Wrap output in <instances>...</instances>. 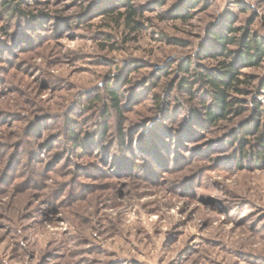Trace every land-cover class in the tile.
Returning <instances> with one entry per match:
<instances>
[{
	"label": "rangeland",
	"instance_id": "1",
	"mask_svg": "<svg viewBox=\"0 0 264 264\" xmlns=\"http://www.w3.org/2000/svg\"><path fill=\"white\" fill-rule=\"evenodd\" d=\"M126 2L0 0V264H264V0Z\"/></svg>",
	"mask_w": 264,
	"mask_h": 264
},
{
	"label": "trees",
	"instance_id": "2",
	"mask_svg": "<svg viewBox=\"0 0 264 264\" xmlns=\"http://www.w3.org/2000/svg\"><path fill=\"white\" fill-rule=\"evenodd\" d=\"M3 6H8V0H2ZM127 9H126V20L129 23V27L132 30H137L134 17L136 16L137 10L136 8L131 5L129 0L126 2ZM190 16V12H187L181 16L180 18L187 20ZM225 31L227 32H238L241 30L239 27H231L228 24L225 26ZM218 31V33H213L212 40L217 44L218 48L220 46L221 53L225 50L228 45L237 44L239 46V58L242 61H245L247 64H257L262 57H264V43L255 35H248L245 31L243 32L242 36L239 38H235L231 35H227L224 31ZM226 52L224 55L233 56L234 52L230 49L226 48ZM220 75L214 76L210 72H201L199 74L198 80L209 89L210 95L214 103H216L218 112L213 111L210 107H208L205 111V118H207L210 122H216L221 120L226 113L228 107L232 104V99L229 100V92L232 91H239L240 89L237 87L240 80L237 77V69L234 64L231 63H221L220 67ZM109 99L112 102L111 107L113 109L119 110V102H118V93L117 91L109 88V85L106 86ZM108 113V112H107ZM264 147V145H263ZM264 157V156H262Z\"/></svg>",
	"mask_w": 264,
	"mask_h": 264
}]
</instances>
